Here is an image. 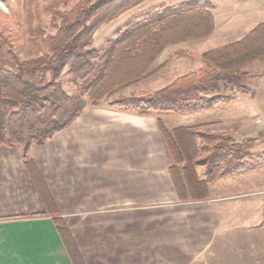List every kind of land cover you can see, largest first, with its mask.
I'll use <instances>...</instances> for the list:
<instances>
[{
    "label": "crops",
    "instance_id": "crops-1",
    "mask_svg": "<svg viewBox=\"0 0 264 264\" xmlns=\"http://www.w3.org/2000/svg\"><path fill=\"white\" fill-rule=\"evenodd\" d=\"M233 4L232 33L219 29L215 8L213 37L233 42L264 22V0ZM240 90L247 98L228 109L264 126V87ZM223 110L197 111L205 119L183 126L221 133ZM166 115L109 102L88 107L45 147L29 150L39 185L21 148L0 146V264H73L53 222L58 216L84 264H264V164L209 183L207 196L191 188L182 198L158 123L168 128ZM263 130L234 139L248 141L249 155H264ZM196 170L205 179V168Z\"/></svg>",
    "mask_w": 264,
    "mask_h": 264
},
{
    "label": "trees",
    "instance_id": "trees-1",
    "mask_svg": "<svg viewBox=\"0 0 264 264\" xmlns=\"http://www.w3.org/2000/svg\"><path fill=\"white\" fill-rule=\"evenodd\" d=\"M39 1L26 0L25 4V34L35 56L27 60L14 56L16 70L0 67V146L21 148L27 170L38 185L41 178L29 150L45 147L88 107L108 101L117 108L142 114L204 111L227 102V90H244V82L251 76L245 68L254 62L264 63L263 22L243 38L204 52L202 58L209 68L189 72L153 92L114 97L163 68L166 63L151 71L168 46L212 34L215 5L193 1L154 10L132 21L97 51L90 47L96 28L141 0H76L67 9L59 5L71 0H52L44 6L45 13L51 14L52 33L40 22ZM21 37L19 30L7 28L0 15V43L13 54V41ZM176 54L188 55L182 50ZM65 65L74 76L72 93L60 81L45 76L47 71L58 74ZM158 123L171 157L169 173L182 198L191 188L201 189L207 196L209 183L264 164V155H249L248 141L237 143L230 132H212L206 124L170 130L162 119ZM199 166L205 168V179L197 174ZM43 198L51 199L49 194ZM53 222L72 263L84 264L64 219L53 217Z\"/></svg>",
    "mask_w": 264,
    "mask_h": 264
},
{
    "label": "rangeland",
    "instance_id": "rangeland-1",
    "mask_svg": "<svg viewBox=\"0 0 264 264\" xmlns=\"http://www.w3.org/2000/svg\"><path fill=\"white\" fill-rule=\"evenodd\" d=\"M51 1L52 0H40L37 4L40 22L49 33L54 32L55 29L52 25L51 14L45 13L44 6L50 4ZM75 1L76 0H71L67 5L61 4L59 7L61 9H67L73 5ZM193 1L212 2L217 9L216 17L220 24L219 29L224 30L225 32L228 30L227 33H232L233 26H231L232 24L230 21V16L233 15L232 10H235V6H233V0H141L137 2L132 8L121 12L113 21L99 25L93 33L90 47L95 48L97 51H101L110 39L115 37L120 31L124 30L132 21L143 19L148 13L165 6L189 3ZM25 4L26 0H0V15L7 23V28L12 29L13 32L19 30L22 35L18 41H13L14 44L11 48L13 54L10 52L8 47L0 43V67L16 70V56L20 60L31 59L35 56V52L29 45L28 36L25 34L27 22ZM212 34L201 39L189 40L168 46L158 57L155 64L151 68V71L155 70L163 63H166L163 68L159 69L156 73L145 78L144 80L122 89L114 97L125 95L131 96L141 91L153 92L163 88L182 75L200 68H209L205 63V60L202 58L203 53L230 44L232 43L231 40H234V38H232L230 35H226L224 40H221L215 38V36L213 37ZM178 50L185 51L188 53V55H178L176 54ZM245 70L251 75V77L244 82L247 89L244 92L250 91L248 94H251L253 90H256L257 92L258 90L261 91L264 87V63H252L247 66ZM45 76L47 80L55 78L56 80L60 81L63 88L68 93H72L75 90L74 76L66 65L61 67L58 74L54 75L51 71H47ZM225 94L229 95V100L225 103L218 104V107H224L222 113L223 120L222 122L218 123L219 125H222L217 127L215 124V127L221 128L223 130L222 132H230L232 139L235 142L236 140L234 138L243 140L251 135H256L260 130H262L264 126L260 123V117L256 118V124H254L247 119H242L241 115H233L231 109H228V106L237 101L239 98H247V93L245 94L242 92V90L234 88L227 90ZM194 113L195 112L187 114L166 113L168 115L165 117L168 129L172 130L171 128L174 125L183 126L184 124H194L196 123L195 121H200V119L203 121L206 117L198 116L196 113ZM238 119H240L239 122ZM262 132L264 133V130L260 133Z\"/></svg>",
    "mask_w": 264,
    "mask_h": 264
}]
</instances>
